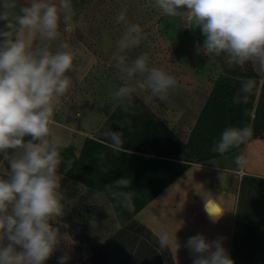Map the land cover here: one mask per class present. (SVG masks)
Instances as JSON below:
<instances>
[{
	"label": "clouds",
	"instance_id": "obj_1",
	"mask_svg": "<svg viewBox=\"0 0 264 264\" xmlns=\"http://www.w3.org/2000/svg\"><path fill=\"white\" fill-rule=\"evenodd\" d=\"M153 7L168 17L182 16L195 23L208 53L226 54L230 64L253 62L264 71V0H155ZM15 8L14 0L0 2V21L5 22L0 28V152L15 150L7 174L0 176V264H46L61 239L52 222L63 209L57 175L62 141L53 137V117L56 105L73 84L67 73L75 69L73 52L62 50L68 45L53 51L50 42L59 37L61 24L65 32L73 30L74 10L72 0H31L18 13L12 11ZM117 21H125L123 11ZM141 32L140 25L127 24L118 42L120 49L139 45ZM36 39L41 43L33 47ZM115 60L125 77L144 76L135 86H121L114 93L125 111L124 101L130 103L137 89L160 96L177 83L163 69L149 67L145 55L130 64L123 55ZM255 88V80L242 79L232 102L246 104ZM105 135L114 152L126 151L121 147L123 132L110 130ZM251 136V126L225 128L211 150L223 155ZM235 163L243 167L248 160L240 155ZM128 184L126 178L113 182L118 188ZM119 195L124 196L122 207L132 211L130 194ZM204 211L214 223L223 213L215 200H205ZM223 239L210 241L203 234L189 237L184 247L192 255V264H234ZM168 243V234L161 235L160 247ZM69 259L65 254L59 264Z\"/></svg>",
	"mask_w": 264,
	"mask_h": 264
},
{
	"label": "rangeland",
	"instance_id": "obj_2",
	"mask_svg": "<svg viewBox=\"0 0 264 264\" xmlns=\"http://www.w3.org/2000/svg\"><path fill=\"white\" fill-rule=\"evenodd\" d=\"M154 2L79 1L73 5V30L65 32L61 24L59 37L50 42L53 51L61 44L68 45L62 50L73 52L75 69L67 73L73 84L56 105L53 117L56 123L52 134L61 139V161L68 164H60L57 169L63 209L52 223L59 229L61 239L49 264H59V257L65 254L70 257L67 264H78L86 256L83 249L88 235L103 240L122 227L106 195L97 188L67 191L76 187L67 178L71 159L82 157L89 147L101 152L110 143L105 135L108 131L123 132V149L127 151H134L135 141L147 142L145 148L152 143L166 148L172 142L180 154L190 149L198 156L202 151L199 121L207 112L224 129L251 126L249 140L264 138V71L253 62L230 64L226 54L208 53L203 49L204 36L195 23H188L182 16H166L153 7ZM18 11L16 8L15 12ZM122 11L125 21L118 22ZM4 23L0 21V28ZM127 24L140 25L142 38L139 45L121 50L118 42ZM39 43V39L34 40L33 47ZM119 55L126 57L127 64L140 55L147 56L149 67L161 68L175 78V87L160 96L137 89L130 103L124 101L125 111L114 93L121 86H135L144 76L125 77L116 66L115 57ZM242 79L255 80L256 88L246 104H234L232 97L239 91ZM14 152H0V176L7 174ZM72 221L78 224L73 227L77 241L70 235Z\"/></svg>",
	"mask_w": 264,
	"mask_h": 264
},
{
	"label": "crops",
	"instance_id": "obj_3",
	"mask_svg": "<svg viewBox=\"0 0 264 264\" xmlns=\"http://www.w3.org/2000/svg\"><path fill=\"white\" fill-rule=\"evenodd\" d=\"M79 1L83 0H72V6ZM14 3L18 9L31 0ZM199 129L202 151L198 156L190 149L180 154L172 142L166 148L153 143L145 148L147 142L135 141L133 152H114L109 146L101 152L86 148L82 157L69 162L67 178L76 187L67 191L97 188L122 226L137 220L159 238L167 233L176 264H192L184 245L196 234L210 241L223 237L234 264H264V138L248 139L221 155L211 149L224 127L206 112ZM240 155L248 160L243 167L235 163ZM120 178L129 180L126 188L113 185ZM119 193L130 194L132 211L122 207L124 196ZM205 200H215L223 212L215 223L204 211Z\"/></svg>",
	"mask_w": 264,
	"mask_h": 264
},
{
	"label": "trees",
	"instance_id": "obj_4",
	"mask_svg": "<svg viewBox=\"0 0 264 264\" xmlns=\"http://www.w3.org/2000/svg\"><path fill=\"white\" fill-rule=\"evenodd\" d=\"M1 161V156H0ZM70 235L77 241L73 221ZM85 257L78 264H176L167 245L160 247L159 237L137 220L123 225L103 240L88 235L83 249ZM50 263V259L46 264Z\"/></svg>",
	"mask_w": 264,
	"mask_h": 264
}]
</instances>
